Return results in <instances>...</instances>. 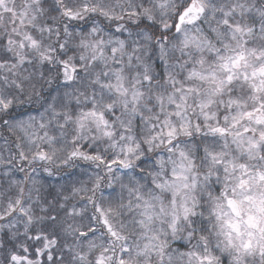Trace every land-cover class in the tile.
I'll return each instance as SVG.
<instances>
[{"label": "snow or ice", "instance_id": "obj_1", "mask_svg": "<svg viewBox=\"0 0 264 264\" xmlns=\"http://www.w3.org/2000/svg\"><path fill=\"white\" fill-rule=\"evenodd\" d=\"M0 264H264V0H0Z\"/></svg>", "mask_w": 264, "mask_h": 264}]
</instances>
